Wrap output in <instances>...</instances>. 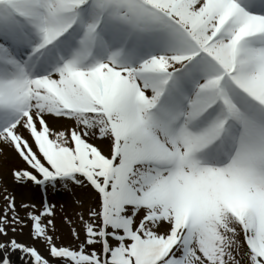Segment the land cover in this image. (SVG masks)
Segmentation results:
<instances>
[{"label": "snow or ice", "instance_id": "6c2138e0", "mask_svg": "<svg viewBox=\"0 0 264 264\" xmlns=\"http://www.w3.org/2000/svg\"><path fill=\"white\" fill-rule=\"evenodd\" d=\"M0 264H264V0H0Z\"/></svg>", "mask_w": 264, "mask_h": 264}, {"label": "rangeland", "instance_id": "374dc122", "mask_svg": "<svg viewBox=\"0 0 264 264\" xmlns=\"http://www.w3.org/2000/svg\"><path fill=\"white\" fill-rule=\"evenodd\" d=\"M57 207L59 208L61 205H63L66 209H68V212L66 213L71 218V214L76 210L74 205L71 202H66L64 199H58L56 201ZM59 219V218H58ZM78 226V225H76ZM71 225H65L64 228L60 231L59 235L64 239L68 240L69 237V229Z\"/></svg>", "mask_w": 264, "mask_h": 264}]
</instances>
